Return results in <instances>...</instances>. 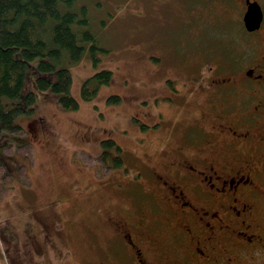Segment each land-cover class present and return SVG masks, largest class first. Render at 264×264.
Returning <instances> with one entry per match:
<instances>
[{
    "label": "rangeland",
    "instance_id": "rangeland-1",
    "mask_svg": "<svg viewBox=\"0 0 264 264\" xmlns=\"http://www.w3.org/2000/svg\"><path fill=\"white\" fill-rule=\"evenodd\" d=\"M82 3L107 50L95 53L96 62L86 50L69 67L78 109L63 110L58 95L36 89V59L23 89L36 92L35 111L18 118L22 132L0 137V264H132L119 235L146 230L133 233L123 222L140 227L157 212L159 196L149 184L153 175H165V144L186 141L202 112L207 61L218 54L202 52L222 49L232 35L228 19L187 20L185 0ZM100 70L112 71L110 83L83 100L82 82ZM111 95L121 97L119 105L106 104ZM110 138L124 160L111 171L99 159L100 141Z\"/></svg>",
    "mask_w": 264,
    "mask_h": 264
},
{
    "label": "flooded vegetation",
    "instance_id": "flooded-vegetation-1",
    "mask_svg": "<svg viewBox=\"0 0 264 264\" xmlns=\"http://www.w3.org/2000/svg\"><path fill=\"white\" fill-rule=\"evenodd\" d=\"M185 2L187 20L228 19L232 35L222 49L202 52L218 54L207 61L202 112L185 132L198 127L199 134L166 142L165 175L149 184L157 212L140 227L123 222L133 233L146 230L119 235L123 254L132 264H264V0ZM249 11L250 29L243 21Z\"/></svg>",
    "mask_w": 264,
    "mask_h": 264
},
{
    "label": "trees",
    "instance_id": "trees-1",
    "mask_svg": "<svg viewBox=\"0 0 264 264\" xmlns=\"http://www.w3.org/2000/svg\"><path fill=\"white\" fill-rule=\"evenodd\" d=\"M82 1L0 0V137L22 132L18 118L35 111L36 92L23 93V89L28 68L36 59L40 74L34 79L36 89L58 95L63 110L78 109V102L70 94L69 67L80 62L86 50L94 62L96 52L107 50L91 28L88 8ZM99 26L103 28L105 23L100 22ZM52 73L54 80L50 79ZM111 78L110 70H100L86 78L80 88L82 99L96 97L98 89L108 86ZM105 102L119 105L121 97L111 95ZM141 128L147 126L142 124ZM100 148L99 159L104 168H122V149L111 138L101 140Z\"/></svg>",
    "mask_w": 264,
    "mask_h": 264
},
{
    "label": "water",
    "instance_id": "water-1",
    "mask_svg": "<svg viewBox=\"0 0 264 264\" xmlns=\"http://www.w3.org/2000/svg\"><path fill=\"white\" fill-rule=\"evenodd\" d=\"M259 18V17H258ZM258 18L257 20L255 21H258ZM243 21L245 22V26L246 28L250 29L251 25H253V21H254V17H252L251 15V12H247V14L245 15Z\"/></svg>",
    "mask_w": 264,
    "mask_h": 264
}]
</instances>
